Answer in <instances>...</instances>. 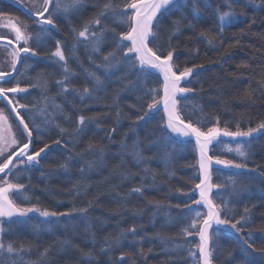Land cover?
Instances as JSON below:
<instances>
[{
	"label": "snow or ice",
	"instance_id": "1",
	"mask_svg": "<svg viewBox=\"0 0 264 264\" xmlns=\"http://www.w3.org/2000/svg\"><path fill=\"white\" fill-rule=\"evenodd\" d=\"M241 4L264 11V0H15L30 22L0 13L4 30L0 31V264H52L56 253L69 248L80 253L74 264H94L98 243L99 251L108 256L106 264H146L153 248L145 251L148 238L135 221L102 242L85 223L84 240L92 248L73 243L78 222L90 220L103 194L97 191L89 197L91 174H102L111 159L110 176L131 183L125 193L113 197L119 215L120 208L129 211V198H144L154 186L157 173L149 161L162 162L171 179L176 174L174 162L183 158L193 140L197 158L194 163L185 161L195 173L186 180L191 187L175 189L187 198L176 203L148 201L153 215L164 210L165 224L175 229L153 238L166 245V252L175 253L169 255L172 264H264V236L258 245L252 232L255 205L249 207L242 199L251 193L234 178L258 170L264 177V164L256 162L253 149L257 134L264 136V117L252 118L250 112L241 113L239 119L219 112L206 115L199 102L205 88L198 78L201 70L207 71L204 63L197 62L200 48L184 44L183 66L178 55L186 33L189 41L222 47L225 31L244 14L235 11ZM206 14L214 31L197 32ZM65 31L66 36L57 38ZM39 64L44 68L37 71L35 81L26 79L28 70ZM238 67L255 72L250 63ZM259 67V79L252 77L255 87L249 84L244 91L246 107L264 97V65ZM113 77L117 89L109 102L107 88ZM207 95L209 102L222 97L219 89ZM129 99L125 112L121 102ZM102 100L104 110L98 111L95 105ZM110 118L113 124L104 130V140H97L93 125L100 128ZM122 120L131 121L128 131L135 139L129 147L125 133L111 152ZM53 145L63 157L57 164L60 171L78 166L79 178L69 189L72 207L67 210H60V202L48 207L29 195L33 174L46 175L42 169ZM220 145L231 158L217 153ZM145 149L154 150L153 156L146 157ZM133 167L140 171L133 173ZM214 174L226 179L214 180ZM137 176L139 183L134 182ZM149 177L153 185L148 184ZM172 208L177 209L174 215ZM141 212L131 209L133 216ZM23 229L31 238L23 235ZM45 233L51 242L43 240ZM221 237L227 247L220 244Z\"/></svg>",
	"mask_w": 264,
	"mask_h": 264
},
{
	"label": "trees",
	"instance_id": "2",
	"mask_svg": "<svg viewBox=\"0 0 264 264\" xmlns=\"http://www.w3.org/2000/svg\"><path fill=\"white\" fill-rule=\"evenodd\" d=\"M258 2V0H257ZM235 11L239 14H244L239 17L240 22L235 27H229L224 33V44L222 47L211 48L206 43L199 44L196 40H187L186 33L184 37H181L182 44L178 55L180 56V63L183 66L184 57L187 52L184 50V44H197L200 48V59L197 62L205 64L207 71H203V75L198 78L199 83L204 84L205 94L200 98V104L204 107L206 115H212L219 112L223 117H234L241 118V113L250 112L252 118L264 117V97L258 99L257 103L253 106L246 107V102L243 100L245 89L248 88L249 84L255 87V80L252 78L255 76L259 79L258 73L261 71L259 65H264V11H260L258 8L244 7L243 4L239 7H235ZM0 13H4L9 16H16L22 19H26L18 10L11 7L6 3H0ZM214 27L212 21L207 17L201 21L197 26V32L201 29H209ZM243 30V32L241 31ZM66 36V31L57 34V38ZM236 40H240L241 43L237 45ZM231 45V47H229ZM81 58L84 59V53L81 52ZM219 61V63H217ZM241 63H250L254 68V73H249L248 69H242L238 67ZM85 66L87 61L85 60ZM44 68V64L36 65L35 70H28V78L35 81L37 71ZM51 71V69H48ZM245 73L242 76L234 74ZM155 84V81H153ZM212 87H209V86ZM54 89V88H53ZM51 90L54 94L55 90ZM117 84L116 78L113 77L110 82V86L107 88V98L110 102L112 94L116 91ZM215 89H219L222 93V97L217 99L213 98L209 102L207 93L213 92ZM104 94H102L103 96ZM258 95V94H257ZM59 102V100H58ZM131 102V99L122 101L121 108L127 112V104ZM103 100L96 104L95 107L98 111H103ZM191 108L189 105L185 111L188 112ZM157 115V119H159ZM196 119V117H193ZM247 119V117H245ZM131 123L129 120H122L120 126V132L115 136L117 141L116 144L110 145L111 152H115L119 146V141L124 139V134H128L126 143L131 147L135 137L131 132L128 131V125ZM113 124V120L106 119L100 128H96L93 125V131L97 133V140H104V130L110 128ZM150 125L149 127H151ZM145 132L141 131L140 138L143 140ZM55 135V133H53ZM49 142H50V138ZM227 141L228 139H224ZM224 145H220L216 151L222 156V158H231V154L224 150ZM253 149L255 152L254 159L257 163L264 164V136H257V139L253 142ZM153 151L144 150L146 157H152ZM197 158V153L194 148L193 142L187 146L183 151V158H178L174 162L175 176L169 179L165 174L164 164L158 160L151 159L149 166L157 173V179L153 187L146 190L144 198L131 197L128 200V209L125 211L123 208L119 209L120 214L118 215L117 203L113 200L117 192L120 194L125 193L131 186L130 182H121L119 177L111 175L112 161L109 159L108 166L100 172H94L91 174L89 183L90 187L88 190L89 197L95 194L97 191L103 193L100 196L99 206L96 207L91 214L90 220L87 222L80 221L77 228V234L73 237V243L79 244L81 248L88 250L92 248L91 243H86L84 240V228L85 223L96 233L98 242H102L106 237L110 235L115 237L119 230L129 226L133 221L141 229V234L145 235L148 239L144 241V249L153 248V252L148 254L146 264H172L169 260V255L175 257V253L169 254L165 251L166 245L153 237L157 233L163 232L167 235L174 232L175 229L169 228L165 224V217L163 215L164 210H160L157 215H153L154 209L149 200H168L172 203L184 200L187 197L176 192V188H183L187 191L191 185L186 183L187 178L195 175L194 171L190 167L185 166V161L194 163ZM131 159V157H129ZM63 157L60 155L56 146L53 145V151L45 162V166L42 169L46 175L42 176L41 172H36L32 176V184L34 186L33 192L29 195L33 197H39V202L48 207L56 206L58 202L60 210H67L72 207V196L69 192L72 184L79 178L78 166H72L67 173L60 171L57 168L59 161H62ZM250 163V167H251ZM133 173L139 172V168H131ZM224 173H227L228 169H222ZM242 184L246 185L248 191L251 193L249 196L248 192L244 194L242 199L244 203L251 208V214L253 217V236L256 238V243L259 245L261 240L260 237L264 236V233L260 229H264V177L259 175V170L252 173H244L238 177H234ZM225 176L215 175L214 180H224ZM135 183H139V176L135 177ZM148 184L153 185L151 177L148 178ZM119 185L118 188L114 187ZM35 202V201H34ZM76 203H80L78 199ZM241 209L243 205L239 206ZM142 209L140 215L133 216L131 209ZM177 209L172 208L171 213L174 215ZM35 223V221H34ZM24 236L31 238L30 233L27 229L22 230ZM43 240L51 242L49 234H42ZM63 238V237H60ZM190 239H198L196 237ZM220 244L227 247L223 237H221ZM239 256V253H234ZM96 259L94 264H106L108 256L104 255L99 251V243L95 249ZM80 253L75 248H69L66 252L56 253L52 257V264H74L75 261L79 260ZM83 264V262H82ZM138 264H145L144 261H139Z\"/></svg>",
	"mask_w": 264,
	"mask_h": 264
},
{
	"label": "water",
	"instance_id": "3",
	"mask_svg": "<svg viewBox=\"0 0 264 264\" xmlns=\"http://www.w3.org/2000/svg\"><path fill=\"white\" fill-rule=\"evenodd\" d=\"M3 1H6V2L10 3V4L13 5L15 8H17L22 14H24L23 11H22L19 7H17V6L15 5V0H3ZM222 139H229V138H222ZM192 142H193V144L195 143L194 140H193ZM214 167H220V166H214Z\"/></svg>",
	"mask_w": 264,
	"mask_h": 264
},
{
	"label": "rangeland",
	"instance_id": "4",
	"mask_svg": "<svg viewBox=\"0 0 264 264\" xmlns=\"http://www.w3.org/2000/svg\"><path fill=\"white\" fill-rule=\"evenodd\" d=\"M1 3V2H0ZM6 16H9V15H6ZM13 17H16V16H13ZM20 18V17H19ZM21 20H24L25 22H30V21H28V20H25V19H22V18H20ZM0 31H4L3 29H0ZM0 60H2V55H0ZM26 79H29L28 78V74H27V76H26ZM52 90V89H51ZM54 90V89H53ZM257 136H259V134H257Z\"/></svg>",
	"mask_w": 264,
	"mask_h": 264
},
{
	"label": "flooded vegetation",
	"instance_id": "5",
	"mask_svg": "<svg viewBox=\"0 0 264 264\" xmlns=\"http://www.w3.org/2000/svg\"><path fill=\"white\" fill-rule=\"evenodd\" d=\"M1 2V1H0Z\"/></svg>",
	"mask_w": 264,
	"mask_h": 264
}]
</instances>
